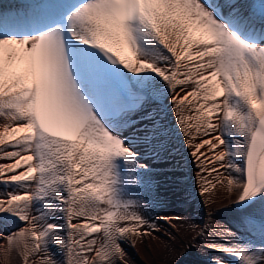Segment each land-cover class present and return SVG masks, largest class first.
Instances as JSON below:
<instances>
[{
	"label": "snow or ice",
	"instance_id": "6c2138e0",
	"mask_svg": "<svg viewBox=\"0 0 264 264\" xmlns=\"http://www.w3.org/2000/svg\"><path fill=\"white\" fill-rule=\"evenodd\" d=\"M174 140L201 196L219 185L229 201V218L197 235L230 243L204 246L264 264V0L0 7V159L12 161L0 164V184L14 185L0 193V218L25 222L3 236L23 264H128L122 242L173 238V218L163 228L126 197ZM241 231L247 242L232 244Z\"/></svg>",
	"mask_w": 264,
	"mask_h": 264
},
{
	"label": "bare ground",
	"instance_id": "6f19581e",
	"mask_svg": "<svg viewBox=\"0 0 264 264\" xmlns=\"http://www.w3.org/2000/svg\"><path fill=\"white\" fill-rule=\"evenodd\" d=\"M16 4H18L16 1H11V3L0 1V7H10ZM124 54L130 55L126 48ZM21 134L9 133L5 136V140L8 141L13 136ZM194 142L198 143L199 139L194 140ZM174 143L176 147L169 159L166 162L156 163L153 172L144 176L143 191L126 197L141 199L143 206L140 211L143 215L163 225V228H168V225L164 224L162 218H173L172 223L176 227L168 228L173 238H169L162 230L155 233L157 238L146 236L137 239L134 246L128 241L122 242L128 264H212V261L218 257H222L229 264H239V258L225 255L204 246L209 243L229 244L228 240H221L219 236L211 234L210 230H206L203 237L197 235L207 223H224L229 218L230 211L224 207V205L229 204V201L219 198L220 193L217 191L219 185L209 187V191L201 196L196 182V169L190 163L191 157L187 154L186 148L181 145L180 140H174ZM4 163H12V161L0 159V164ZM170 163L172 164L171 168L168 167ZM23 167L22 165L16 171L23 170ZM212 175L214 176L215 173ZM208 178L212 179V176ZM13 187L14 185L6 189L0 184V193L11 191ZM205 197H211L215 202L205 206ZM0 198L3 197L0 196ZM209 209L216 210L211 217L207 214ZM176 217L180 219H174ZM114 219L115 217H113ZM20 226H26L25 222H17L16 218H0V264H23L19 250L14 245L9 246L8 241L3 238L9 232L18 231ZM92 235L100 237L102 231ZM237 235L238 239L232 241V244L244 243L249 239L247 234L242 231L238 232ZM189 244H194L196 247L188 250ZM261 246L264 245L257 244V247ZM186 250L187 254L181 255ZM34 260V257H30V264Z\"/></svg>",
	"mask_w": 264,
	"mask_h": 264
},
{
	"label": "rangeland",
	"instance_id": "374dc122",
	"mask_svg": "<svg viewBox=\"0 0 264 264\" xmlns=\"http://www.w3.org/2000/svg\"><path fill=\"white\" fill-rule=\"evenodd\" d=\"M142 213V212H141ZM143 214V213H142Z\"/></svg>",
	"mask_w": 264,
	"mask_h": 264
}]
</instances>
